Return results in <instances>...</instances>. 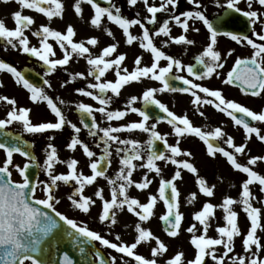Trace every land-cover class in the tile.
Masks as SVG:
<instances>
[{
    "label": "flooded vegetation",
    "instance_id": "af4514ba",
    "mask_svg": "<svg viewBox=\"0 0 264 264\" xmlns=\"http://www.w3.org/2000/svg\"><path fill=\"white\" fill-rule=\"evenodd\" d=\"M74 3L100 29L47 33L33 16L51 0H0V168L23 184L16 148L32 146V197L90 237L87 264H264V0ZM198 179L225 191L219 231L195 211Z\"/></svg>",
    "mask_w": 264,
    "mask_h": 264
},
{
    "label": "rangeland",
    "instance_id": "374dc122",
    "mask_svg": "<svg viewBox=\"0 0 264 264\" xmlns=\"http://www.w3.org/2000/svg\"><path fill=\"white\" fill-rule=\"evenodd\" d=\"M75 0H51V7H50V11L47 14H44L43 16L37 15L35 14L33 16V21L35 23V25L43 31H46L47 33H54V30L59 28H56V25H63V27H71L73 30H78L82 27V25L87 24V26L89 25H93L94 29L95 27L97 29H100V22L97 20H93L94 19V11L91 13L90 11L87 12L88 17L91 16L90 18L86 19L87 14H80L79 16L77 15L78 11L77 8H81L84 9L83 5H75L74 3ZM145 7V6H144ZM56 12V14L58 16H55L54 13ZM90 13V14H89ZM83 17V19H82ZM93 17V18H92ZM117 22H120L119 20H117L115 22V24H117ZM89 24V25H88ZM49 27V28H47ZM92 28V27H91ZM56 35H60L59 32H56ZM74 39H76V37L74 36ZM74 49V48H72ZM92 54L89 52L83 53L82 57L85 63V57H91ZM91 160V157H87V155H83V177L90 175V171L87 170V168L85 169V165L86 163H88ZM53 165L51 163H49L48 165V169L46 170L45 173H47L48 178H54L52 174V169L53 168H58L59 164L56 163L55 161L52 162ZM56 163V164H55ZM57 176V175H56ZM184 178H186V176H184ZM55 179V178H54ZM53 180V179H51ZM186 181L184 180L179 181L178 183V188L182 189V188H189L186 187L187 184ZM205 184V183H204ZM42 184H40L39 186H41ZM202 183H200L199 179L195 181V185L193 186V191H194V196H195V211L198 213H205L207 212L208 216V220H207V224L206 227L208 228L209 231H219V227H220V222H219V217L220 215L224 214L223 212L225 211L227 213V215L229 214V207L226 206L227 203L225 200H227L223 190H220L219 187L216 188L217 192L214 194V192L212 191L211 194H204V187H206L205 185L201 186ZM88 186L83 184V190H87ZM243 193L247 192L244 187L242 188ZM214 194V196H213ZM59 199V198H58ZM210 201L212 203H210ZM261 201L259 202V206L261 205ZM226 204V205H225ZM87 210H91V206H88ZM233 210L236 212V208L233 207ZM209 211V213H208ZM237 214L239 215V212H237ZM182 225V224H181ZM185 223H183V225L181 226V229H183L185 231ZM264 240V239H263ZM154 241V240H153ZM187 243L186 240L181 239L178 243V248L179 250H177V255L176 257L178 258V261H182L186 258L187 253H186V248H187Z\"/></svg>",
    "mask_w": 264,
    "mask_h": 264
},
{
    "label": "water",
    "instance_id": "95a60500",
    "mask_svg": "<svg viewBox=\"0 0 264 264\" xmlns=\"http://www.w3.org/2000/svg\"><path fill=\"white\" fill-rule=\"evenodd\" d=\"M93 1H95V0H93ZM17 150L20 151L21 153L25 154L26 156H29V157H31L33 159V155H32L31 150L30 149H27V147H26V145L24 143L18 142ZM32 167H35V166H33L32 164L28 166V168H31V169H32ZM26 176H32V178H34L35 172H29V173L26 174ZM164 191H165L164 198L167 199V200H169V198L171 197L170 189L169 188L167 190L164 189ZM33 206H34V204L31 207V211L33 210L32 211V218H33V220L30 223L31 224H34L36 226L37 224H40V221H39V218L38 217L41 214L38 213V209L39 208L38 207H33ZM46 225H48V223ZM45 230L47 231V228H45ZM45 230H43V234L39 237V239H41L42 241H46L45 243H47V244H43V248L44 247L45 248H54L58 244V242H57V239L58 238L53 239L51 237L53 234H51L50 236L45 235L44 234ZM55 230H57V229H55ZM40 232H41V230H40ZM70 247L68 245L69 252H70ZM71 252H70V254H68L66 256H63L64 258H62L61 255H56L54 253L47 254L46 255V258L50 259V262L52 264H83V262L81 260V255L72 254Z\"/></svg>",
    "mask_w": 264,
    "mask_h": 264
}]
</instances>
